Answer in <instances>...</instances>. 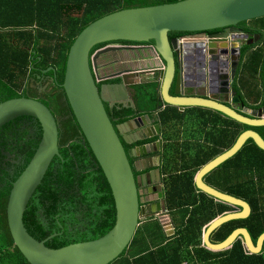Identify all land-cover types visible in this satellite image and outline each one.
Segmentation results:
<instances>
[{
	"label": "trees",
	"instance_id": "trees-1",
	"mask_svg": "<svg viewBox=\"0 0 264 264\" xmlns=\"http://www.w3.org/2000/svg\"><path fill=\"white\" fill-rule=\"evenodd\" d=\"M178 1L181 0H0V102L28 97V93L35 98L37 92L29 87V78L37 82L36 75L43 77L42 71L49 67L55 69V77L51 71L45 73L52 81L51 88L38 100L58 121L61 157L51 161L22 218L27 233L37 241L56 234L45 242L48 249L59 250L98 239L115 223V207L106 177L62 88L69 50L81 31L102 16L121 9ZM17 6L21 13L10 10ZM237 27L248 36L258 35L255 44L241 48L239 67L231 83L233 96L253 110L259 107L256 102L261 100L264 87V17L241 22ZM183 34L186 33L172 32L169 36L178 39ZM159 85L156 80L138 86L135 97L140 101L136 110L109 108L104 104L113 126L142 112L156 111L162 104ZM157 115L162 136L158 154L162 174L166 176L163 204L171 216L175 234L167 237L157 219L150 215L140 222L127 250L111 264H264V240L259 255H245L241 239H236L228 252L211 254L204 249L203 228L229 207L198 191L193 181L195 173L228 150L241 132L253 130L264 141V126L251 128L200 107L180 111L178 107L166 105ZM32 120L33 134L26 137L28 132L24 130L15 142L13 155L20 158L19 163L0 167V264H28L11 239L6 204L12 183L29 164L41 138L40 124ZM12 123L10 127L3 126V134L12 131ZM120 140L129 155L134 147L154 141L147 139L126 145L121 137ZM134 160L130 158V162ZM11 166L12 172L6 170ZM203 181L243 200L251 210L247 218L219 226L210 234V242L220 243L235 229L245 228L255 244L264 232V151L248 138L234 156L206 174ZM149 224L155 228L147 230L146 242L143 236ZM141 242L147 245L142 247ZM130 250L136 252L130 255Z\"/></svg>",
	"mask_w": 264,
	"mask_h": 264
},
{
	"label": "water",
	"instance_id": "water-1",
	"mask_svg": "<svg viewBox=\"0 0 264 264\" xmlns=\"http://www.w3.org/2000/svg\"><path fill=\"white\" fill-rule=\"evenodd\" d=\"M264 17V0H181L169 4L136 7L117 10L100 17L84 28L77 36L68 52L64 82L65 91L73 116L76 118L85 140L103 170L111 190L115 223L104 236L87 242L70 244L59 250H50L45 242L37 241L27 233L23 222L24 211L36 188L48 170L53 158L61 157L58 152V121L51 111L38 99L30 97L14 98L0 102V128L20 117H30L38 121L41 138L29 164L12 183L6 204V220L14 246L28 264H111L127 250L140 221L150 215L157 219L167 236L175 233L171 216L163 204L161 176L156 171V185L146 194L143 190L144 160L130 162V158L142 157L160 149V140L154 145H144L131 150L130 155L123 148L117 127L113 126L106 110L104 89L98 87L97 59L108 51L91 52L99 45L111 42L130 44L152 43L151 54L137 58L138 69L131 74H121L119 84L113 87L126 89L133 83L127 78L139 77L148 71L160 72V100L169 106L185 108L200 107L220 113L237 123L254 128L264 126V87L258 109L249 110L240 104L230 92L240 63L241 46H250L258 40V35H248L230 30L241 22ZM226 29L223 33L205 36L206 31ZM172 32L196 33L180 48L182 68L176 74V40L170 41ZM132 51L147 50L136 47ZM178 54V52H177ZM156 60L159 67L150 68ZM217 61V63H216ZM145 64V65H144ZM149 66V67H148ZM217 67V68H216ZM55 69L49 67L42 74ZM130 73V72H129ZM139 83L138 81L135 84ZM175 84V87H174ZM175 88L174 95L171 89ZM202 90L203 95L189 94ZM227 95L229 102L219 101L213 96ZM114 104H109L110 108ZM144 119L149 122L148 116ZM132 120H136L133 118ZM131 121V120H130ZM129 123V121L125 122ZM140 140L161 137L160 124L146 130ZM251 138L255 146L264 151V141L253 130L241 132L234 144L226 151L203 165L194 175L195 188L229 207V210L211 220L201 234L204 249L211 254L228 252L236 239L242 240L245 255H259L264 232L259 234L255 244L245 228L232 231L222 242L211 243L210 234L222 224L245 219L250 214L249 205L241 199L224 194L209 185L203 178L217 166L234 156L245 141ZM151 161V158L149 159ZM152 164V163H151ZM141 166V167H139ZM151 184L150 180L148 181ZM153 202V204H148Z\"/></svg>",
	"mask_w": 264,
	"mask_h": 264
},
{
	"label": "flooded vegetation",
	"instance_id": "flooded-vegetation-1",
	"mask_svg": "<svg viewBox=\"0 0 264 264\" xmlns=\"http://www.w3.org/2000/svg\"><path fill=\"white\" fill-rule=\"evenodd\" d=\"M235 30L239 32L238 27H234V28H228V31L230 30ZM226 29H217V30H212V31H206L204 33L205 36H211L214 34H218V33H223ZM196 34V33H195ZM194 33H186L183 34L182 36H180V38L178 39H174L171 38L169 36L170 41L172 40H183L184 41H188V39L192 38V36L195 35ZM252 36V35H251ZM251 36H248V39L251 38ZM177 44V42H176ZM183 43L181 44L180 48L182 47ZM100 47L98 49L94 48V50L91 52V58L93 57V55L95 53H99L100 51H108L106 54L99 56V58L97 59V70L94 69L93 67V63H92V59H91V68L93 70L94 75L97 76L98 79V87L101 90L103 86H109V87H113L115 85L119 84V76L121 74H131V71H133L134 69H138L140 66H138L137 63V58H142L144 57L148 52H150V50H148L150 48V46H152L151 43L149 44H134V45H129V44H125L123 42H111V43H106V44H102L99 45ZM245 46L242 44L241 48ZM136 47H140V48H145L147 50H140L138 51H132L131 49H135ZM180 48L177 49V45H176V49H175V67H176V74H180L181 72V68H182V56H181V51ZM178 52V54H177ZM217 63V61H216ZM145 65V64H144ZM149 67V66H148ZM153 67V64L150 63V68ZM159 67V66H158ZM217 68V67H216ZM130 72V73H129ZM156 74H155V73ZM153 73V74H152ZM156 75V80H158L160 82V79L158 77L159 74V70H154V71H148L144 74V76L147 75ZM44 76L41 77L39 75H36V81H34L33 77H30V82H29V87L33 90H36L37 95L34 99H40L43 97V93L47 92L50 90L51 88V79L48 76H45V74H43ZM128 83H133L131 85H129L128 87H126L125 92H124V97L122 96L121 92H118L117 94V99L115 100V104L113 105V107L117 108V109H131V110H136L137 105H138V101L136 99V92L133 90L132 92H129V90H131L130 87L134 86V79L132 78H127L126 79ZM49 87V89H48ZM175 87V84H174ZM171 89V94L174 95V91L175 88ZM108 88V87H106ZM159 89H160V85H159ZM28 92L29 89H27ZM263 91V89H262ZM26 92V93H28ZM189 94L191 93V91L188 92ZM195 94V93H193ZM27 96L29 97V93L27 94ZM104 97L106 95H103ZM221 95H215L213 96V98H217L220 97ZM31 98V97H30ZM161 101V100H160ZM162 102V101H161ZM109 106L108 103H105ZM256 104H259V107L261 106V103L256 102ZM112 107V108H113ZM164 107H166V104H164L162 102V104H160V106L157 107L156 110L160 111L162 109H164ZM259 107H257L256 109H258ZM110 108V106H109ZM33 120L32 118L27 119V117H22L18 118V121H16V119L13 121V125H11L12 127V131L9 132L8 134H3L4 128H0V167H5L7 166L8 163L14 165V164H18L19 163V159L16 154L13 155V153H15V142L17 140V136L22 135L24 130H27L28 134L26 135V137L28 135L33 134L32 131V127H33ZM10 127V123L9 125H6ZM141 138V137H140ZM158 137L154 138V141L157 139ZM161 138V137H160ZM152 139V138H151ZM153 140L151 142H154ZM161 144V142H160ZM147 145V144H146ZM161 146V145H160ZM156 146L153 147V150L155 149ZM161 148V147H160ZM157 149V147H156ZM162 149V148H161ZM158 150V152H160V150ZM155 152L152 154H149L148 156H142L140 158H137L134 161H141L147 157H149L150 155L156 156L158 153L156 150H154ZM6 170H12V166L9 169ZM144 170V169H143ZM13 171V170H12ZM11 171V172H12ZM140 174H136L137 175H142V172H138ZM147 219V218H146ZM145 219V220H146ZM142 221V220H141ZM140 221V222H141Z\"/></svg>",
	"mask_w": 264,
	"mask_h": 264
},
{
	"label": "crops",
	"instance_id": "crops-1",
	"mask_svg": "<svg viewBox=\"0 0 264 264\" xmlns=\"http://www.w3.org/2000/svg\"><path fill=\"white\" fill-rule=\"evenodd\" d=\"M7 1L8 0H3V2H7ZM11 1H20V0H11ZM10 10L13 11V12L16 11V12H20L21 13L20 6L12 7V8H10ZM12 14H19V13H12ZM150 54L151 53L148 52L145 56H148ZM158 66H159L158 62L156 60H154L153 67H158ZM144 74H142V75L139 74L138 78L137 77L132 78V79H134L135 83L137 81L139 83H137L134 86L130 87L131 90H129V92H132L133 90L134 91L137 90L138 86L147 85V84H150L151 82H155L156 81V79H155L156 78V75H155L156 73L154 75H152L153 74L152 73V74L147 75V76H144ZM158 77L160 79V72L158 74ZM118 92H121L122 96L124 97L125 90L122 89V88H118V87H112L111 88V87H108V88L104 89V95H106L104 98L108 101V104L109 103L115 104V100L117 99ZM230 92H231V84H230ZM194 93H195L194 95L197 96V95H203L205 92L202 91V90H198V91H194ZM190 94H193V92L191 91ZM138 96L140 97V94ZM216 99L219 100V101H222L224 103L229 102V96H227V95H221L220 97H217ZM138 101H140V100H138ZM126 110H131V109H126ZM157 114H158V110L150 111V112H146V113L142 112L138 116L133 117V118H136V120H132L133 118L128 119L127 121H129V123H125V122H127V121H125L124 123L118 125L117 130H118L119 136L122 138V140L125 142L126 145H132V144H135V142H137V141H141L140 137H142L143 134H146V132H147L146 130H148L151 127H154V125L156 123H158V115ZM145 116H148L149 122H147L144 119ZM156 140H160V142L162 144V136H161V138H159V139L157 138ZM154 142H148L147 145H152V144L154 145ZM134 148H136V147H134ZM154 150L157 151L156 147H155ZM157 153H158V151H157ZM150 154H152V153H150ZM131 155L135 158L133 150H132V154ZM152 156L153 155H150V157H152ZM147 159H145V162H144L146 165H143L144 166V170L141 171L142 175H149V177H150V178L146 179L145 176H144V187H143V190H144V192L146 194H148V192L151 190V187H150L151 185H156V181H157L156 171L157 170H158V172H159V174L161 176L162 189H163L164 177H166V176H164L162 174V167H161L162 162H161L160 154H157L156 156L151 158V161L149 160V157ZM139 167H141V166H139ZM149 180H150L151 184L148 183ZM148 196H149V194H148ZM148 204H153V202H150ZM174 229H175V227H174ZM203 231H204V228H203L202 232ZM174 234H172L171 236H173ZM171 236H167V237H171Z\"/></svg>",
	"mask_w": 264,
	"mask_h": 264
},
{
	"label": "rangeland",
	"instance_id": "rangeland-1",
	"mask_svg": "<svg viewBox=\"0 0 264 264\" xmlns=\"http://www.w3.org/2000/svg\"><path fill=\"white\" fill-rule=\"evenodd\" d=\"M152 139H154V138H152ZM148 155V154H147ZM146 154H144L143 156H147ZM140 158V157H139ZM148 158V157H147ZM147 158H145V159H147ZM150 158H153V156L152 157H150L149 156V159ZM135 159H137V158H135ZM145 159H143L144 161H145ZM148 160V159H147ZM146 160V161H147ZM142 221H145V219L144 220H142ZM147 229H146V232H145V234H144V240L147 242V239H149V237H148V235H149V231H153V229L155 228V225H151V224H149V226H147L146 227ZM147 230H149L148 232H147ZM141 244H142V247L144 246H146L147 245V243H144V242H141ZM201 245H202V243H201ZM133 252H136V250H130V255L131 254H133Z\"/></svg>",
	"mask_w": 264,
	"mask_h": 264
},
{
	"label": "built area",
	"instance_id": "built-area-1",
	"mask_svg": "<svg viewBox=\"0 0 264 264\" xmlns=\"http://www.w3.org/2000/svg\"><path fill=\"white\" fill-rule=\"evenodd\" d=\"M183 43V40H178L177 41V49H179L180 48V46H181V44Z\"/></svg>",
	"mask_w": 264,
	"mask_h": 264
}]
</instances>
